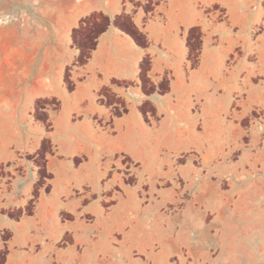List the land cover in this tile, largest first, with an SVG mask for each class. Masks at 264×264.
Segmentation results:
<instances>
[{
  "label": "crops",
  "instance_id": "crops-1",
  "mask_svg": "<svg viewBox=\"0 0 264 264\" xmlns=\"http://www.w3.org/2000/svg\"><path fill=\"white\" fill-rule=\"evenodd\" d=\"M146 3L72 0L59 9L77 14L65 40H0V264H36L67 234L91 238L78 222L98 215L117 158L159 171L242 135L236 47L264 40V0ZM87 24L93 40H73Z\"/></svg>",
  "mask_w": 264,
  "mask_h": 264
},
{
  "label": "rangeland",
  "instance_id": "rangeland-1",
  "mask_svg": "<svg viewBox=\"0 0 264 264\" xmlns=\"http://www.w3.org/2000/svg\"><path fill=\"white\" fill-rule=\"evenodd\" d=\"M71 3L0 0V40H65L77 14L59 9ZM88 24L70 34L73 40H93ZM120 24L131 30L128 21ZM236 52L244 90L232 116L241 115L235 127L242 135L204 156L170 158L159 171L140 173L128 158H117L115 183L100 191L98 215L78 222L93 236L75 242L67 234L36 264H264V40L246 41ZM145 69L144 63L142 78ZM6 240L0 238V263Z\"/></svg>",
  "mask_w": 264,
  "mask_h": 264
},
{
  "label": "trees",
  "instance_id": "trees-1",
  "mask_svg": "<svg viewBox=\"0 0 264 264\" xmlns=\"http://www.w3.org/2000/svg\"><path fill=\"white\" fill-rule=\"evenodd\" d=\"M129 33H131L132 34V32L131 31H128ZM134 36V38H135V35H133ZM137 41V40H136ZM138 42V41H137ZM139 43V42H138ZM143 45V44H142Z\"/></svg>",
  "mask_w": 264,
  "mask_h": 264
}]
</instances>
